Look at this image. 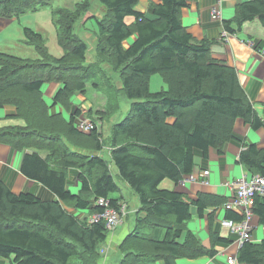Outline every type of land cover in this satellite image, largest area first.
Returning <instances> with one entry per match:
<instances>
[{"label":"trees","instance_id":"16d2710c","mask_svg":"<svg viewBox=\"0 0 264 264\" xmlns=\"http://www.w3.org/2000/svg\"><path fill=\"white\" fill-rule=\"evenodd\" d=\"M92 1L53 11L58 44L64 51L61 58H51L43 34L28 28L24 34L41 59L0 52V108L15 106L14 118L23 122L0 127V143L32 150L24 156L22 173L56 195L53 201L29 193L17 195L0 180V257L7 264H73V260L75 264H97L100 247L111 235L104 219L91 221L105 211L98 201L109 200L113 208L127 202L116 179L137 195L140 206L136 226L121 244L119 264H177L182 258L215 256L216 250L206 251L187 223L193 207L203 218L227 200L205 193L190 200L161 184L170 180L178 186L192 176L195 150L205 158L211 149L222 155L231 141L243 146L238 163L264 177V149L234 132L238 119L254 130L264 128V120L240 84L237 71L212 57L214 42L198 41L183 26L181 11L189 0L151 2L149 15L138 11L140 0H100L104 14L88 18ZM37 4L46 6L49 0H0V18L20 19ZM86 18L97 23L100 65L87 64L89 46L75 32ZM128 18L134 19L130 25ZM255 20L264 27V0L238 5L235 19L224 22V29L235 35ZM133 36L135 41L125 48L123 43ZM105 59L121 81L118 93L110 86L113 101L106 106V117L120 109V95L132 101L125 118L112 127L110 162L117 178L109 162L98 155L106 146L103 133L95 129L88 135L77 130L81 109L72 112L69 122L60 114L51 116L41 91L48 83L63 84L55 103L71 110L73 96L88 90L90 69ZM158 74L167 90L151 92V78ZM68 143L79 150H71ZM68 169L80 171L79 195L67 188ZM66 206L85 215L78 217ZM227 212V219H244ZM254 213L264 224V198H256ZM209 217L213 226L214 216ZM211 237L213 246L230 243L214 232ZM237 259L240 264H264V241L260 245L245 241Z\"/></svg>","mask_w":264,"mask_h":264},{"label":"crops","instance_id":"0c3cea01","mask_svg":"<svg viewBox=\"0 0 264 264\" xmlns=\"http://www.w3.org/2000/svg\"><path fill=\"white\" fill-rule=\"evenodd\" d=\"M248 1L252 0H222L220 14L215 17L212 14L213 8L216 5L215 0H189L188 6L181 11V20L187 31L198 41L209 40L214 42L211 49L212 57L216 61L234 68L237 71L240 84L254 104L258 115L264 120V27L260 21L255 20L245 23L242 31L235 35L227 33L224 29V22L235 19L238 5ZM151 2L160 3V0H140L137 7L138 11L149 15L151 13ZM12 21L13 20L8 19L1 21L0 30L2 31L0 32L5 31ZM133 22L134 19H127L129 25ZM135 39L136 36H133L125 41L123 43L124 47L129 48ZM0 52H2V50H0ZM63 88L64 85L61 83H48L41 89L43 99L49 107V114L51 116L60 114L69 122L72 112L81 109L82 115H86V118H91V121H95V116H91L90 114L94 106L88 103L84 95L77 94L73 96L71 100V110L67 109L62 104L55 103L57 93ZM121 97L123 99L126 98L122 95ZM16 114L17 108L15 106L6 105L0 108V127L4 128L22 125V121L14 118ZM65 114H67L68 117H66ZM96 116L100 117L97 114ZM113 117L114 115L110 118L105 116L102 121L105 119L110 120ZM96 125H98V123H96ZM114 125L115 124H112L111 127ZM100 132L102 131L100 130ZM234 132L248 144H255L258 148L264 149V128L254 130L242 119H238L235 123ZM104 140L105 142L107 141L105 138ZM109 142L112 143V139H110ZM68 146L71 147V150H79V147L75 144L68 143ZM106 148L109 150L108 159L103 157V152ZM112 149V144H108L107 147L105 146L104 150L98 154L109 162L111 170L112 166H114L113 163L110 162ZM242 150L243 146L236 141L227 143L222 155H220L216 149H211L209 157L205 158L203 152L195 150L196 168L192 174L194 178L190 179L191 176L187 177L178 186L171 181V183L168 182L167 185L163 187L162 185L166 181H170L165 180L161 184V187L163 189L182 193L190 200H195L200 193H205L223 197L227 200V203L233 196V190L229 184L242 177V175L249 173L244 166L238 163ZM31 153L32 150H17L7 144L0 143V180L4 182L14 194H35L43 201H53L56 199V195L53 192L41 183L30 180L22 173L24 156ZM41 155L46 157L47 153L43 152ZM66 173L68 190L73 192L74 195H79L82 189V183L79 180L80 171L77 169H68ZM113 175L117 178L118 173ZM122 195L124 196V194ZM124 197L127 199L126 196ZM226 203L219 208L209 209L203 218L198 216L197 209L193 207L191 210L192 219L187 223V229L201 241L204 249L206 251L215 249L216 255H203L195 259L182 258L177 260V264H227V258L229 256H238L245 241L242 242L238 234L231 233L229 230L222 227L221 222L227 219L228 215V212L224 209ZM128 206L131 211V205ZM139 207L140 206L137 205V208ZM66 209L78 217L85 215V212H77V210L72 207L66 206ZM210 214L214 216L213 226H211L210 223ZM237 214L242 216L240 213ZM235 222L240 223V221ZM252 224L253 230L248 241L253 245H260L264 241V224H261L258 215L253 217ZM117 232L118 230L113 234L111 233L105 245L111 241L113 246H118L121 237L117 235L114 236ZM213 232L221 238L229 240L230 243H217L213 246L211 237ZM113 236L114 238H112ZM0 264H7V260L0 257ZM73 264L75 263L73 262Z\"/></svg>","mask_w":264,"mask_h":264},{"label":"rangeland","instance_id":"374dc122","mask_svg":"<svg viewBox=\"0 0 264 264\" xmlns=\"http://www.w3.org/2000/svg\"><path fill=\"white\" fill-rule=\"evenodd\" d=\"M80 1L82 0H49V4L46 6L39 4L35 5L34 9L21 15L20 19H13L9 27L5 31L0 32V50H2L3 53L12 54L21 58L36 60L40 57L41 59V56H39L35 46L32 45L31 40H28L24 34V29L28 28L43 34L44 45L47 49L48 55L51 58H61L64 51L58 44V33L56 25L53 22V11L57 8L72 9L75 7L76 3ZM92 4L93 7L91 8V11L87 17L89 18L91 16L90 14L101 17L104 14V9L101 6L100 0H93ZM86 19L76 25L75 32L80 38L84 39L89 46L87 64L98 62L95 65H100L99 61L96 59L98 41L97 37L95 36V32L97 31V23L94 18ZM3 20L4 18H0V22ZM89 73L92 76V80L87 85L88 90L84 97L91 106H94L93 110L90 111V114L91 116H95V121L98 123V125L95 123L96 129L103 132L104 138L107 139V145H110L111 143L109 141L112 137L111 126L112 124H116L125 118L130 110L132 101L126 98L123 99L120 95V109L117 110L116 114H113V118L102 121V119L106 116V106L109 101L112 100V88L110 89V86H112L113 90H116L118 93L119 89L121 88V81L118 75L113 71V68L107 59H105L104 62H101V66L90 69ZM95 83L100 84V86L97 87ZM150 88L151 92H160L163 89L167 90V86L159 74L154 75L151 78ZM96 114L100 117H97ZM65 116L68 117L67 114H65ZM108 156L109 150L106 148L103 152V157L108 159ZM112 170V174L118 173L115 166H112ZM248 174L251 173H246L245 175ZM116 181L121 188V194H124V196L127 197V204L125 203L127 206V214L125 218L122 219V223H120L115 231L112 232L113 234L118 230V232L114 235L121 237L118 246H113L111 241H109L107 245H105L106 242L103 243L100 247V257L97 264H119L123 256L120 251L121 244L127 239L128 235L134 230L136 226V217L139 210L137 208V205H139L138 197L125 182L119 179H116ZM168 182L171 183V181H166L162 186L165 187ZM128 203L131 205L130 212ZM114 236L112 238H114ZM73 262L78 263L77 260H73Z\"/></svg>","mask_w":264,"mask_h":264},{"label":"built area","instance_id":"2783aa9c","mask_svg":"<svg viewBox=\"0 0 264 264\" xmlns=\"http://www.w3.org/2000/svg\"><path fill=\"white\" fill-rule=\"evenodd\" d=\"M216 5L213 8L212 14L217 17L220 14L222 0H215ZM76 128L84 134H90L96 129V125L84 115L80 116L76 121ZM191 176L190 179H193ZM233 190V196L224 206L226 211H234L243 216V221L240 223L234 220L224 219L222 227L229 230L231 233L238 234L242 242L250 239L253 224L252 220L255 216V200L257 197L264 198V177L262 175H243L239 179L229 184ZM98 204L105 209L103 214L95 215L91 221L104 219L107 229L112 233L122 223V219L127 214V206L125 203H120L117 208L111 207L109 200L100 199ZM227 264H240L237 257L229 256Z\"/></svg>","mask_w":264,"mask_h":264}]
</instances>
